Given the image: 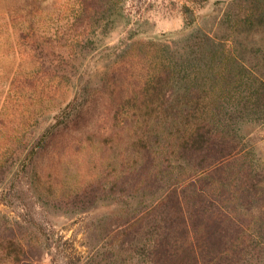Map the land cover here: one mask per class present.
I'll list each match as a JSON object with an SVG mask.
<instances>
[{
    "label": "trees",
    "instance_id": "trees-1",
    "mask_svg": "<svg viewBox=\"0 0 264 264\" xmlns=\"http://www.w3.org/2000/svg\"><path fill=\"white\" fill-rule=\"evenodd\" d=\"M125 1L79 0V35L66 41L34 28L42 0L10 1L25 9L17 30L28 38L33 67H45L43 79L53 81L48 96L58 112L43 123L37 109L22 112L16 141L3 136L2 107L1 193L11 174L9 188L17 191L24 179L60 184L94 143L90 180L55 194L78 209L104 198L137 200L108 231L120 249L141 253L145 264H260L264 166L243 124L264 121V0L227 1L211 29L197 25L196 8L186 4L183 36L112 46L115 58L93 80L80 73L81 56ZM69 80L71 97L62 86ZM68 147L78 151L64 152ZM42 245L24 221L11 223L0 212V264H46Z\"/></svg>",
    "mask_w": 264,
    "mask_h": 264
},
{
    "label": "rangeland",
    "instance_id": "rangeland-1",
    "mask_svg": "<svg viewBox=\"0 0 264 264\" xmlns=\"http://www.w3.org/2000/svg\"><path fill=\"white\" fill-rule=\"evenodd\" d=\"M10 1L0 0V112L3 107V125L8 126L3 129V136L9 132L18 141L22 112L37 109L33 111L43 123L45 119L55 115L58 108L55 100H50L48 96L52 91L50 88L53 87V81L49 74L43 79L45 67H33V60L31 56L28 57L29 51L24 44L28 38H21V33L17 30L19 27L23 29L24 23L19 17H22L25 9L19 8L21 5L12 7ZM227 1L229 0H208L200 5L190 0H126L119 14L113 16L111 26L105 30L98 29L95 36L97 43L92 50L81 56L80 73L91 76L93 80L99 79L110 60L115 58L113 51L116 49L112 46H117L120 51L131 38L172 40L183 36L187 22L186 4L196 8L197 25L211 29L222 16ZM42 2L41 5L37 4L36 9L40 6V14L34 25L40 36L64 35L65 40L79 35L80 28L76 30L74 25L79 0ZM28 30L26 29L25 35L29 33ZM61 40L62 44L66 41ZM59 50L67 53L64 45ZM68 82L69 84L63 82L62 86L68 87L67 95L71 97L75 89L70 80ZM9 96L12 100L7 102ZM5 109L9 111L7 116L4 115ZM243 133L256 148L264 166V121L245 122ZM94 150H97L94 143L84 149L79 154L82 160L72 161L61 175L63 181L60 184L55 182L51 188L48 186L49 179L43 176L42 183L39 180L31 179L27 182L24 179L17 191L13 186L9 188L11 174L3 182V194L0 190V212L11 223L18 220L25 222L29 237L38 239L45 247L47 252L43 261L46 264H145L141 253L120 249L115 239L108 235V231L116 225V215L135 207L137 200L125 199L119 202L104 198L84 209L58 202L57 196L61 191H69L85 180H90L87 171L90 164L87 162L94 161ZM69 151L77 152L78 149L68 147L64 150L66 153ZM109 151V148L105 149L106 156ZM91 164L94 165L92 162ZM108 170L112 171V167ZM5 188L8 189L6 195ZM56 191L59 193L55 194ZM38 231L43 235H38ZM260 264H264V258Z\"/></svg>",
    "mask_w": 264,
    "mask_h": 264
}]
</instances>
